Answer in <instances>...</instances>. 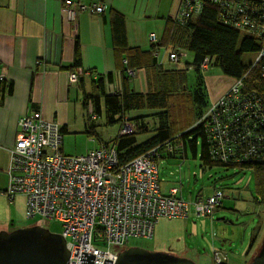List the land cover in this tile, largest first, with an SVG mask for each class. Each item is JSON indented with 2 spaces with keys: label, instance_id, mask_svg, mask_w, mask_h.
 Segmentation results:
<instances>
[{
  "label": "built area",
  "instance_id": "obj_1",
  "mask_svg": "<svg viewBox=\"0 0 264 264\" xmlns=\"http://www.w3.org/2000/svg\"><path fill=\"white\" fill-rule=\"evenodd\" d=\"M205 1L185 0L183 16L199 13ZM248 1L236 2V11L232 7L223 8L224 21L237 28L247 27L246 13L251 10ZM230 3L224 0L219 4L225 7ZM65 4L70 19L75 18L78 10L101 13L105 9L103 3L86 4L80 0H65ZM261 28L264 37V20ZM149 38L155 41L156 34L152 32ZM183 55V51L176 49L167 51L169 59L175 62ZM208 62L209 59H205L202 66L207 67ZM82 72L80 68L71 71L70 83L77 84ZM2 78L0 74V82ZM239 85L240 82L234 83L214 100L199 123L210 135L209 141L216 145V158L262 161L264 117L260 114L261 105L253 104L249 98L238 97ZM236 100L239 107L238 104L235 107ZM88 111H93L91 104ZM92 117H96L93 112ZM18 125L11 149L10 180L4 192L10 199L19 193L25 195L28 217L40 215L63 224L62 234L70 250L69 264H79L82 251L95 254L93 264H103L105 258L112 259L111 264H114L120 247H124L130 237L150 238L158 219L189 215L190 205L178 195V188H171L169 193L162 192L157 164L161 157H158L157 147L120 164L114 145L104 144L85 154L64 153L59 123L43 118L38 110L21 116ZM132 129L133 125L126 121L122 133ZM237 131L236 137L230 136ZM237 137L239 140L235 142ZM224 195L216 190L206 198L197 197V214L212 215ZM226 257L218 250L214 261L220 264Z\"/></svg>",
  "mask_w": 264,
  "mask_h": 264
},
{
  "label": "trees",
  "instance_id": "obj_2",
  "mask_svg": "<svg viewBox=\"0 0 264 264\" xmlns=\"http://www.w3.org/2000/svg\"><path fill=\"white\" fill-rule=\"evenodd\" d=\"M222 1L224 0H206L199 13L193 12L189 17H184L182 10L185 0H181L178 11L168 17L160 38L158 39L156 35V40H150L146 48L129 46L125 15L115 8L110 9L114 50L116 58L122 63L119 70L120 78L117 80L113 73L98 76L93 74V71H87L91 75V86L94 89L92 92H87L83 88V78L78 81L83 88L82 106L87 115L85 131L98 138L97 125L93 120L102 114L105 115L107 124L123 125L126 121L132 123L134 127L130 132L122 133L121 130L116 137L101 140V145L115 146L120 164L148 153L154 147H157L158 157L161 158H185L188 147L196 156L197 147L201 144V159L204 166L222 165L240 171L251 169L255 177L256 191L260 194L262 202L264 201V160H236L232 157L229 158L231 160L223 161L216 158V145L209 141L210 135L204 131V125L199 122L195 124L197 118L201 119L212 105L208 98L205 77V72L211 66L218 67L223 75L232 78V84L240 82L239 91L236 93L238 97L249 98L253 104L261 105L260 114L264 117V37L261 35L264 0L248 1L247 5H250L251 10L246 13L249 25L245 28H237L226 23L224 16L221 15L223 8L232 7L236 11V2L244 0H228L231 2L230 6L225 5V7L219 4ZM192 4L196 5V3ZM162 47L183 51L185 55L181 56L178 62H181L182 57L187 56V51L193 54L194 59L192 62H186L182 67L164 68L157 58ZM250 52L255 54L254 59L245 61L244 54ZM205 59H209L207 67L202 66ZM168 60L171 63L175 62L169 57ZM80 66L81 54L77 40L73 68L77 69ZM138 68L147 71L146 92H136L132 88L131 72ZM191 68L196 72L193 91L187 85V74ZM112 84L113 88L109 87ZM236 102L235 107L237 104L239 107V101ZM89 104L92 105V112L96 115L94 118L92 112L88 111ZM142 110L155 111L157 123L150 126L145 121L146 115L128 117L131 111ZM238 110L239 108H236V111ZM150 131L154 134L142 142L138 141L139 134ZM232 134L234 135H230L231 137H236L239 133L237 131ZM238 140V137L235 138V142ZM218 190L223 192L221 189ZM218 206L220 205H216L215 209ZM220 264H230L228 257Z\"/></svg>",
  "mask_w": 264,
  "mask_h": 264
},
{
  "label": "crops",
  "instance_id": "obj_3",
  "mask_svg": "<svg viewBox=\"0 0 264 264\" xmlns=\"http://www.w3.org/2000/svg\"><path fill=\"white\" fill-rule=\"evenodd\" d=\"M80 1L103 3L105 9L101 13L78 10L75 18L70 19L65 0H0V74L3 76L0 83L1 198L7 196L4 191L10 180L11 149L19 129V118L40 111L43 118L59 123L64 143L70 113L77 112V107L82 104L80 93L83 88L87 90V81L91 83L87 71L98 76L113 73L119 80L122 63L114 50L110 9L115 8L125 15L129 46L146 48L150 43L149 35L154 32L159 39L168 17L178 11L181 3V0ZM77 40L81 54L79 68L86 72L79 78L84 79L83 88L80 83L72 84L69 80L70 72L77 70L73 68ZM162 48L157 54L158 61L164 68H171L168 48L161 52ZM130 82L136 92H146V69L131 72ZM232 83L233 79L225 75L206 80L209 100L219 98ZM109 87L113 88V84ZM138 113L131 111L128 117L138 116ZM168 185H161L164 193L176 187ZM18 195L23 194H16L12 200ZM178 195L182 197L179 191ZM23 203L26 209L25 195Z\"/></svg>",
  "mask_w": 264,
  "mask_h": 264
},
{
  "label": "rangeland",
  "instance_id": "obj_4",
  "mask_svg": "<svg viewBox=\"0 0 264 264\" xmlns=\"http://www.w3.org/2000/svg\"><path fill=\"white\" fill-rule=\"evenodd\" d=\"M254 57L255 54L251 52L244 54L245 61H252ZM193 59V54L187 51V56L182 57L181 62L170 64L171 67H182ZM215 75H223L216 66H211L205 72L207 81ZM187 77L188 88L193 91L196 83L193 68L188 71ZM87 82L89 86L86 91L92 92L94 89ZM232 86L233 84L225 92ZM82 98L83 91L80 93V100ZM138 112V115L147 116L145 121L150 126L157 123L155 111ZM70 114L71 121L63 143V152L69 155L85 154L88 150L98 148L101 140L116 137L123 128L121 123L107 124L105 115L102 114L93 120L99 134L97 138L85 131L87 115L82 104L77 107V112L73 110ZM199 120L197 118L195 124ZM153 134V131L139 134L138 141L142 142ZM201 151L199 144L196 156L188 147L185 158H159L157 161L161 185H176L190 205L189 215L184 218L162 217L157 220L152 237L132 236L125 246L186 256L198 264H216L213 253L214 250H219L228 257L230 264H249L252 261L249 251H256V254L264 244V201L261 202V196L256 191L254 174L251 169L240 171L222 165L204 166ZM218 189L225 194L220 206L212 215H198L195 207L197 197L206 198ZM5 197H0V230L11 231L41 224L53 232H63V224L57 219L43 218L40 215L28 217L23 206L24 195H18L14 200Z\"/></svg>",
  "mask_w": 264,
  "mask_h": 264
},
{
  "label": "water",
  "instance_id": "obj_5",
  "mask_svg": "<svg viewBox=\"0 0 264 264\" xmlns=\"http://www.w3.org/2000/svg\"><path fill=\"white\" fill-rule=\"evenodd\" d=\"M70 250L62 233L42 225L0 230V264H69ZM94 253L82 251L79 264H93ZM105 258L103 264H111ZM114 264H198L188 257L143 247L118 252ZM249 264H264V244Z\"/></svg>",
  "mask_w": 264,
  "mask_h": 264
},
{
  "label": "flooded vegetation",
  "instance_id": "obj_6",
  "mask_svg": "<svg viewBox=\"0 0 264 264\" xmlns=\"http://www.w3.org/2000/svg\"><path fill=\"white\" fill-rule=\"evenodd\" d=\"M169 192H170V191H169ZM36 225H41V224H36ZM32 226H33V225H32ZM126 248H128V247L124 246L123 248H121V251L124 250V249H126ZM259 250H260V249H259ZM216 251H218V250H214V253H215ZM255 252H256V251L253 252V250H250V251H249V254H250V255H249V254H248V255H249V256H252V259H253L254 256L258 253V252H257L256 254H254ZM251 253H252V255H251ZM180 256H181V255H180ZM183 257H186V256H183ZM188 258H189V257H188ZM192 260H193V259H192ZM214 262H215V261H214Z\"/></svg>",
  "mask_w": 264,
  "mask_h": 264
}]
</instances>
